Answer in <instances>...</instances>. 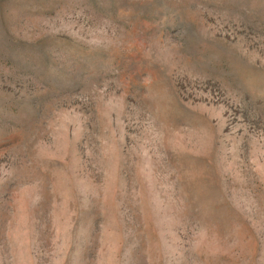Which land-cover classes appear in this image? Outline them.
Masks as SVG:
<instances>
[{"label":"rangeland","instance_id":"rangeland-1","mask_svg":"<svg viewBox=\"0 0 264 264\" xmlns=\"http://www.w3.org/2000/svg\"><path fill=\"white\" fill-rule=\"evenodd\" d=\"M0 264H264V0H0Z\"/></svg>","mask_w":264,"mask_h":264}]
</instances>
